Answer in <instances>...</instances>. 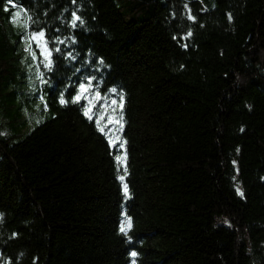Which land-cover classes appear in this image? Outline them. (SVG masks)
Segmentation results:
<instances>
[{
  "label": "trees",
  "instance_id": "trees-1",
  "mask_svg": "<svg viewBox=\"0 0 264 264\" xmlns=\"http://www.w3.org/2000/svg\"><path fill=\"white\" fill-rule=\"evenodd\" d=\"M4 2L0 264H131V251L136 264H264V0H16L33 30L69 38L49 46L76 60L53 53L51 71L25 52ZM72 11L83 28L68 26ZM90 74L102 95L123 94L122 150L95 122L111 133L106 101L92 121L83 101L59 104Z\"/></svg>",
  "mask_w": 264,
  "mask_h": 264
},
{
  "label": "snow or ice",
  "instance_id": "snow-or-ice-1",
  "mask_svg": "<svg viewBox=\"0 0 264 264\" xmlns=\"http://www.w3.org/2000/svg\"><path fill=\"white\" fill-rule=\"evenodd\" d=\"M71 3L75 4L76 0H71ZM187 7V5H185ZM20 10H17V9ZM3 11L9 13V23L13 24L14 26H23L25 29L24 34L21 36V42L25 44V52L28 53L32 59L33 62H37V51L39 50L40 57H42V65L44 68L51 71L54 66V61L52 60L53 53H60L64 59L75 61L76 56L73 54L72 51H67L66 53L61 52L60 47H50L49 44L58 45V44H68L69 38H55L49 41L47 37V30L46 29H37L33 30V24L35 23L34 18L32 17L31 13L28 12L27 9L23 8L21 5H18L16 3V0H5ZM67 11V9H66ZM188 19L195 22L196 17L191 15V9H188ZM71 19L68 23V26L72 29L83 28L86 24L85 19L78 14L77 11L71 12ZM229 20L232 19L231 14H228ZM56 32H59L60 29H55ZM193 35L191 31H188L185 36L182 37L183 40H187ZM176 39V37H174ZM77 41L75 40V37L73 36L71 38V44L68 46L70 47L72 44H76ZM35 44V49H33L32 45ZM184 48H187V44L182 45ZM89 63H91L89 61ZM104 61L102 59L99 60V64H103ZM35 66L37 69L41 67L40 63H35ZM99 71H103V69H98ZM78 71V69H77ZM36 77L38 80H40L41 84L47 83V80H45L44 73L42 71L36 72ZM96 83H93V82ZM101 82L97 80L96 75L90 74L86 77H84L83 80H81L78 85H69V87L73 88V93L69 95V99H65L64 94L62 93L59 96V104L60 105H67L69 103L72 104H81L83 101L84 103L81 104V107L83 108V116L86 117L89 121H92L94 119L93 111L98 102H105L102 103V107L104 109H109L111 111V115L107 117V124L113 125L114 127L111 129V133L105 132V128L101 127V120L97 119L96 125L99 128V130L104 133L106 136H109L108 144L112 148H117L118 150H122L124 145L127 143L126 140H123L120 138L119 132L120 129L123 127L122 120V110L124 107L123 104V94L119 93L117 88L113 87L109 89L108 91L113 94V98L109 99L108 97L101 94V92L98 90V86ZM119 95V101L115 98L116 95ZM41 100H43V97H40ZM47 109V105L45 103V110ZM119 111V115L117 112ZM104 115H107L105 113ZM104 116L102 115L101 119H103ZM39 123V121L37 122ZM243 131V129H241ZM126 160V155H116L115 161L117 164V170L119 171L120 163L122 161ZM235 163V162H234ZM124 171L127 172V168H124ZM118 179L123 182L125 177L123 175L118 176ZM123 191L125 196L127 197L129 195L128 193V185L126 183L123 184ZM236 193L243 197L244 192L241 190L240 187L236 188ZM3 221V214L0 213V222ZM132 228V219L131 217H126L124 220L121 221L119 226V232L125 236L129 243L132 242L131 237L128 235L129 231ZM129 255L133 258L131 264H136V257L138 256V253L136 251H131ZM6 264H11V260L9 259Z\"/></svg>",
  "mask_w": 264,
  "mask_h": 264
},
{
  "label": "rangeland",
  "instance_id": "rangeland-1",
  "mask_svg": "<svg viewBox=\"0 0 264 264\" xmlns=\"http://www.w3.org/2000/svg\"><path fill=\"white\" fill-rule=\"evenodd\" d=\"M38 52H39V50H38ZM32 64L33 63H31L30 66H29L28 63H27V73H28V76L27 77H28V80H29L28 81V87H29L30 90H31V88H33L32 87V84L35 82V79H34V67H33ZM30 110L28 109L26 112H30ZM26 112L23 113L22 118L26 115ZM48 114L49 113H47V114L42 113L40 115V117H39V123L42 122V121H44V120H46V119H48L49 118ZM22 118H19V119L22 120Z\"/></svg>",
  "mask_w": 264,
  "mask_h": 264
}]
</instances>
